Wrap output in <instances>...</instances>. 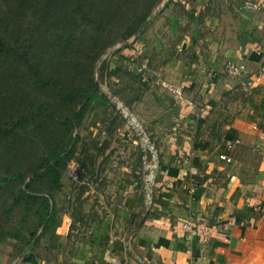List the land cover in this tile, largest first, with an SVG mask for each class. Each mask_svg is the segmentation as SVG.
Returning a JSON list of instances; mask_svg holds the SVG:
<instances>
[{
  "label": "rangeland",
  "instance_id": "obj_1",
  "mask_svg": "<svg viewBox=\"0 0 264 264\" xmlns=\"http://www.w3.org/2000/svg\"><path fill=\"white\" fill-rule=\"evenodd\" d=\"M260 1L26 0L8 11L0 264H115L152 207L158 171L183 146L203 158L197 168L225 164L221 152L231 172L257 168L263 29L247 21L262 18L250 6ZM208 75L221 78L216 87ZM241 118L245 137L233 126Z\"/></svg>",
  "mask_w": 264,
  "mask_h": 264
},
{
  "label": "crops",
  "instance_id": "obj_2",
  "mask_svg": "<svg viewBox=\"0 0 264 264\" xmlns=\"http://www.w3.org/2000/svg\"><path fill=\"white\" fill-rule=\"evenodd\" d=\"M253 8L259 9L262 18L247 24L263 29L258 31L260 40L254 41L264 47V0ZM238 19L240 25L246 24ZM233 27L229 28L232 32ZM235 33L242 38L239 30ZM247 40H238L241 49L248 48ZM221 63L213 60L208 64L218 71ZM263 78L264 74L258 77ZM207 79L216 87L221 78L208 75ZM260 110L264 117V109ZM245 124L241 118L233 125L244 137L250 132ZM254 142L261 152L257 168L250 172L241 168L231 172L226 160L220 158L225 152L219 154L225 164L217 162L212 169V164L199 163L197 168L203 158L183 146L185 155L176 156V162L164 164L158 171L152 207L115 264H264V125ZM186 222L194 223L200 231L190 234L184 228ZM203 228L210 232L202 233Z\"/></svg>",
  "mask_w": 264,
  "mask_h": 264
},
{
  "label": "trees",
  "instance_id": "obj_3",
  "mask_svg": "<svg viewBox=\"0 0 264 264\" xmlns=\"http://www.w3.org/2000/svg\"><path fill=\"white\" fill-rule=\"evenodd\" d=\"M26 0H0V26L2 25L1 24V21L4 23L6 21V19L8 18V11H12L14 13H18L22 8V2H24ZM21 2V3H20ZM18 15V14H17ZM15 45V42H12L11 40H9L7 38V35H5V33L3 31H1V27H0V60L2 58H6L7 56H9L11 54V50L13 49V46ZM92 88L93 89H96L98 88V85L97 83L93 82L92 84ZM80 89H83V88H80ZM84 90V89H83ZM94 90H92L91 93H93ZM28 118L26 116L23 117V120H27ZM234 141L238 140V138L236 139H233ZM51 170L54 171L55 170V166L54 165H51ZM21 174L19 173L18 175L17 174H14V175H11V176H5L3 177V179L1 180V182L3 184H7L11 181H15L16 179H19L21 178ZM31 187V186H30ZM27 197L32 199V198H36L34 196L33 193H29L27 194ZM24 197L20 196L18 198L15 199V202L16 203H20L22 202L21 200H23ZM48 204L46 205V210H45V214L43 213L41 215L42 217V221L45 219V215H47V210H48ZM26 209H29V205L27 204L25 206Z\"/></svg>",
  "mask_w": 264,
  "mask_h": 264
},
{
  "label": "built area",
  "instance_id": "obj_4",
  "mask_svg": "<svg viewBox=\"0 0 264 264\" xmlns=\"http://www.w3.org/2000/svg\"><path fill=\"white\" fill-rule=\"evenodd\" d=\"M250 6H253V7H257V4H255V3H252V2H250ZM237 70V69H236ZM240 142V140L238 139V140H236V141H234V142H230L229 143V145H228V150H231L233 147H234V145L235 144H237V143H239ZM230 153H221V155H220V158H222L223 160H226L227 162H231L232 161V158H231V156L229 155ZM184 228L187 230V231H190V234H192V233H195V232H199L200 231V229L199 228H197V226L196 225H194V223H192V222H186L185 224H184ZM201 232L202 233H205L206 235L210 232V229H208V228H203L202 230H201Z\"/></svg>",
  "mask_w": 264,
  "mask_h": 264
}]
</instances>
